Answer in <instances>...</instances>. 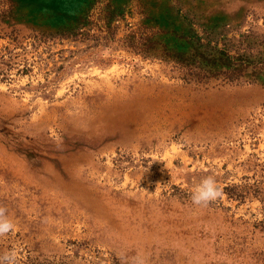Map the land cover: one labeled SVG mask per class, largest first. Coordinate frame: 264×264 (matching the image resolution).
Instances as JSON below:
<instances>
[{"label": "rangeland", "instance_id": "1", "mask_svg": "<svg viewBox=\"0 0 264 264\" xmlns=\"http://www.w3.org/2000/svg\"><path fill=\"white\" fill-rule=\"evenodd\" d=\"M0 208L15 264H264V0H0Z\"/></svg>", "mask_w": 264, "mask_h": 264}, {"label": "clouds", "instance_id": "2", "mask_svg": "<svg viewBox=\"0 0 264 264\" xmlns=\"http://www.w3.org/2000/svg\"><path fill=\"white\" fill-rule=\"evenodd\" d=\"M221 189L218 187L215 179L208 176L201 180L192 193V202L196 205H207L214 201L220 195ZM15 225L11 219L5 215V210L0 208V235L9 233ZM15 252L5 253L0 256V264H15Z\"/></svg>", "mask_w": 264, "mask_h": 264}]
</instances>
